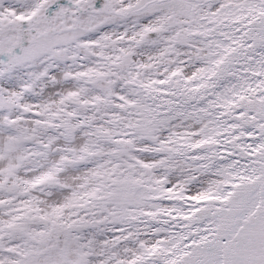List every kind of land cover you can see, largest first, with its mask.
Masks as SVG:
<instances>
[{"label": "snow or ice", "instance_id": "obj_1", "mask_svg": "<svg viewBox=\"0 0 264 264\" xmlns=\"http://www.w3.org/2000/svg\"><path fill=\"white\" fill-rule=\"evenodd\" d=\"M0 264H264V0H0Z\"/></svg>", "mask_w": 264, "mask_h": 264}]
</instances>
